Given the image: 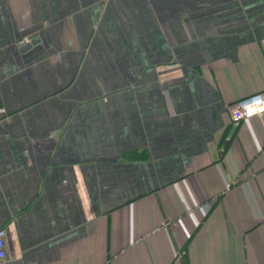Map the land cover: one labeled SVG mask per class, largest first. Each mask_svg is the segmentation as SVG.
<instances>
[{
    "label": "crops",
    "instance_id": "1",
    "mask_svg": "<svg viewBox=\"0 0 264 264\" xmlns=\"http://www.w3.org/2000/svg\"><path fill=\"white\" fill-rule=\"evenodd\" d=\"M263 90L264 0H0V264H264Z\"/></svg>",
    "mask_w": 264,
    "mask_h": 264
},
{
    "label": "built area",
    "instance_id": "2",
    "mask_svg": "<svg viewBox=\"0 0 264 264\" xmlns=\"http://www.w3.org/2000/svg\"><path fill=\"white\" fill-rule=\"evenodd\" d=\"M264 113V90L238 100L232 109V124L239 125L241 121L253 115ZM6 229L0 228V262L7 258Z\"/></svg>",
    "mask_w": 264,
    "mask_h": 264
},
{
    "label": "water",
    "instance_id": "3",
    "mask_svg": "<svg viewBox=\"0 0 264 264\" xmlns=\"http://www.w3.org/2000/svg\"><path fill=\"white\" fill-rule=\"evenodd\" d=\"M35 42H36V40H32V41L26 43V44L24 45L23 49L30 48ZM236 129H237V125H233L232 129L230 130V133H229L228 139H227V141L225 142V146H227L228 142H229L230 139L233 137V135H234Z\"/></svg>",
    "mask_w": 264,
    "mask_h": 264
}]
</instances>
